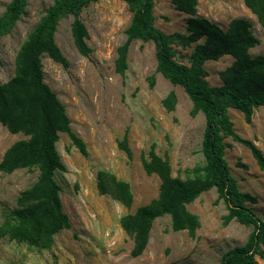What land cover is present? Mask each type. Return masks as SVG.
Here are the masks:
<instances>
[{
	"label": "rangeland",
	"instance_id": "374dc122",
	"mask_svg": "<svg viewBox=\"0 0 264 264\" xmlns=\"http://www.w3.org/2000/svg\"><path fill=\"white\" fill-rule=\"evenodd\" d=\"M9 1L0 0V15ZM52 3L53 0H27L26 15L0 38L1 83L14 74L20 45ZM153 13L155 25L163 32H186L189 15L176 11L171 0H157ZM196 14L224 30L231 18L249 20L259 40L249 52L253 56L262 53L264 29L242 0H197ZM80 17L88 32L86 42L92 48L90 59L81 56L73 44L71 16L59 21L54 35L69 62L68 68L64 69L45 54L41 58L44 81L65 106L70 128L86 148V154H81L65 132H58L55 145L65 169L55 170L54 177L70 227L61 229L49 247L0 238V264H219L225 252L246 242L252 226L235 220L223 224L227 208L222 199L215 202L214 187L187 205L200 222L193 236L185 229L172 231L169 215H161L152 222L141 255H130L132 237L122 229L120 218L156 200L160 184L156 174L145 172L141 158L146 157L153 145L155 153L169 161L171 175L183 179L186 169L204 162L200 151L204 116L201 112L192 116L191 101L182 87L156 72L151 41L131 42L125 75L115 72L116 49L125 40L124 31L131 19L123 0H97L85 7ZM193 46L194 43L176 49L189 54ZM232 60L225 55L204 62L210 85L221 84L219 72ZM170 91L175 93L176 102L174 110L168 112L161 100ZM228 113L234 131L252 141L264 155V106L254 110L248 123L242 112L229 108ZM123 137L131 151L130 157L118 145ZM25 138L22 133H10L0 123V159L13 142ZM224 143V158L231 174L241 191L257 197V202L249 206L264 220V171L247 147L231 137L224 138ZM98 171L108 172L129 184L132 193L129 207L109 193L98 192ZM37 174V170L25 168L8 174L0 171V224L4 212L16 207L19 192L28 188ZM255 261L264 264L258 255Z\"/></svg>",
	"mask_w": 264,
	"mask_h": 264
},
{
	"label": "trees",
	"instance_id": "16d2710c",
	"mask_svg": "<svg viewBox=\"0 0 264 264\" xmlns=\"http://www.w3.org/2000/svg\"><path fill=\"white\" fill-rule=\"evenodd\" d=\"M97 0H53L29 32L15 55L14 74L0 82V123L13 134L22 133L27 138L13 142L0 159V171L11 173L16 169L37 170L36 180L19 192L16 207L4 212L0 224V238L7 237L31 246L49 247L53 237L63 228H69L67 215L62 211L60 187L55 180V170H64L56 150L58 132H65L71 143L83 155V141L71 130L65 106L55 92L45 83L41 58L45 54L67 69L69 62L55 42L59 21L72 17L70 32L78 53L90 59L92 48L87 44L88 32L80 17L81 11ZM131 12L125 29V40L117 47L114 70L121 76L127 69V53L131 42L151 41L155 49L156 72L173 85H179L191 101L190 114L201 112L204 129L200 151L203 164L185 170V177L171 175L166 158L155 153L153 145L146 157L141 158L147 174L160 179L156 200L139 206L120 218L122 229L132 237L130 255L137 257L145 249L154 219L169 215L172 231L186 230L193 236L200 226L199 218L187 205L201 193L215 188V202L222 199L227 213L223 224L235 220L252 226L246 242L225 252L219 264H256L255 255L264 259V220L249 206L257 197L239 189L237 180L224 158V138L247 147L259 168L264 171V155L250 140L240 137L233 129L229 108L242 112L245 121H251L254 110L264 106V46L263 51L251 55L249 50L258 42L252 24L243 17L231 18L224 30L218 24L196 14L197 0H171L176 11L188 14L186 32L165 33L155 23L153 13L157 0H123ZM264 29V0H242ZM27 0H10L0 15V38L11 32L21 16L26 15ZM182 54L176 46L190 47ZM229 55L231 64L219 72L220 85H210L204 62ZM187 63L181 62L180 57ZM153 86V77L149 78ZM176 96L170 91L161 100L166 111L174 110ZM119 147L128 157L131 151L126 137ZM97 190L109 193L125 207L132 203V193L127 182L117 180L105 171L97 173Z\"/></svg>",
	"mask_w": 264,
	"mask_h": 264
}]
</instances>
